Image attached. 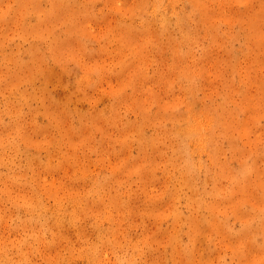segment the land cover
<instances>
[{
  "label": "rangeland",
  "instance_id": "rangeland-1",
  "mask_svg": "<svg viewBox=\"0 0 264 264\" xmlns=\"http://www.w3.org/2000/svg\"><path fill=\"white\" fill-rule=\"evenodd\" d=\"M0 264H264V0H0Z\"/></svg>",
  "mask_w": 264,
  "mask_h": 264
}]
</instances>
